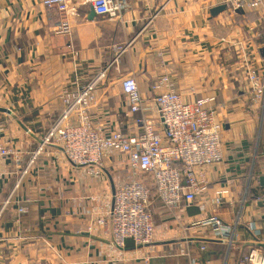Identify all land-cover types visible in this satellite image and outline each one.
<instances>
[{
  "label": "crops",
  "instance_id": "obj_1",
  "mask_svg": "<svg viewBox=\"0 0 264 264\" xmlns=\"http://www.w3.org/2000/svg\"><path fill=\"white\" fill-rule=\"evenodd\" d=\"M121 1L117 26L84 3L68 15L71 32L57 34L62 15L41 0H0V137L19 153L1 163L0 204L10 203L0 220V264H243L251 249L264 250V108L249 99L243 69L254 59L264 78V4L240 11L229 0ZM119 47L92 110L109 128L138 131L120 86L126 75L138 80L146 116L159 120L151 83L164 73L188 101L214 96L224 125V158L205 168L208 189L175 212L154 199L157 240L143 247L128 239L120 248L94 224L129 177L123 155L110 153L91 175L53 145L27 166L59 115L61 92L97 75ZM211 216L225 229L207 224Z\"/></svg>",
  "mask_w": 264,
  "mask_h": 264
},
{
  "label": "built area",
  "instance_id": "obj_2",
  "mask_svg": "<svg viewBox=\"0 0 264 264\" xmlns=\"http://www.w3.org/2000/svg\"><path fill=\"white\" fill-rule=\"evenodd\" d=\"M47 9L58 11L62 19L54 29L57 34L71 32L68 20L70 12L81 4H89L108 25L117 26L122 19L121 0H41ZM234 10H256L264 0H229ZM123 48L99 69L97 75L74 90H64L59 96L62 108L53 125L31 154L29 165L38 155L53 145H61L67 159L76 166L87 169L91 175L99 173L104 159L110 154L126 158L129 177L120 181L113 195L111 209L97 216L94 224L113 243L125 248L128 239L135 247L156 243L157 232L152 213V201L157 199L166 209L175 212L182 203L192 205L200 194L208 189L205 168L220 163L224 158L223 123L218 119L214 96H199L188 101L175 88L169 74H161L151 83L153 101L159 120L146 116L145 99L134 75L122 77L120 86L127 97L129 114L134 115L137 132L126 133L109 128L106 121L93 115L98 103L99 80L106 77L119 61ZM246 92L253 103L264 108V78L262 69L254 59L243 61ZM51 112L55 111L50 107ZM139 114V115H138ZM138 115V116H136ZM18 160L19 153L0 137V181L3 177L1 163L4 159ZM28 172L24 168L16 186ZM227 190H219L224 194ZM219 203L220 200L217 199ZM10 201L0 204V220ZM204 210V205H200ZM207 224L218 230L225 229L218 216L207 217ZM205 245L201 250H206ZM189 252L181 249L180 254ZM148 259L150 256L147 257ZM189 264H200L192 259ZM243 264H264V250L253 248L245 256Z\"/></svg>",
  "mask_w": 264,
  "mask_h": 264
},
{
  "label": "water",
  "instance_id": "obj_3",
  "mask_svg": "<svg viewBox=\"0 0 264 264\" xmlns=\"http://www.w3.org/2000/svg\"><path fill=\"white\" fill-rule=\"evenodd\" d=\"M226 8V5H220V6H217L215 8L212 9V13L213 14H217L219 13L220 11L224 10ZM94 10L92 9V14H94Z\"/></svg>",
  "mask_w": 264,
  "mask_h": 264
}]
</instances>
